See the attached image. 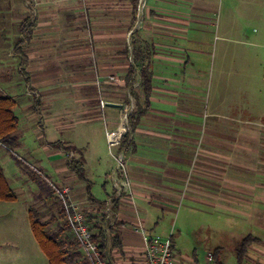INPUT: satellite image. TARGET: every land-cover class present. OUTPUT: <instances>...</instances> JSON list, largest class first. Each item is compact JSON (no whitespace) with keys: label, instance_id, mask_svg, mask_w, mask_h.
<instances>
[{"label":"crops","instance_id":"0c3cea01","mask_svg":"<svg viewBox=\"0 0 264 264\" xmlns=\"http://www.w3.org/2000/svg\"><path fill=\"white\" fill-rule=\"evenodd\" d=\"M9 1L14 12L10 19L5 16V0H0V39L15 26L17 41L23 20L33 24L21 45L25 57L17 53L16 41L0 44V54L6 51L13 63L12 69L0 59V94L16 101V130L22 122L27 125L37 147L33 152L15 133L14 148H23L32 161L43 164L50 179L57 180L49 183L59 205H26L24 230L19 233L6 232L1 224L0 264H10L6 258L12 256L3 254L6 238H21L33 252L12 264H39L37 256L40 264H48L30 227V207L38 209L47 230L67 250L66 264H88L64 216L61 188H67L66 198L78 203L90 225L104 229L113 264H144V240L133 230L137 225L149 235L171 237L175 264H214L210 252L217 247L207 254H177L173 234L160 230V221L175 211L184 189L189 199L205 206L219 200L218 205L232 214L231 222L251 221L252 232L245 229L242 237L251 234L258 241L249 246L252 252L244 264H264V122L228 111L210 112L204 119L199 79L192 69L204 50V36L220 27L213 18L217 8L225 9L226 33L237 29L228 20L230 11L250 12L247 6L264 0H141L138 23L137 15L133 21L131 0H31V6L25 0ZM139 4L140 0L137 9ZM132 39L149 52L147 106L138 77L127 76L133 63ZM132 91L143 111L127 140L110 145L106 131L123 128ZM106 143L111 149L101 153L99 146ZM66 151L72 156L66 157ZM11 154L0 143V164L9 184L4 161ZM118 154L123 156L122 170H117ZM72 162L81 164V177L70 167ZM114 182L120 185L119 196ZM102 189L105 195L97 197ZM17 201L18 197L0 200V206Z\"/></svg>","mask_w":264,"mask_h":264},{"label":"rangeland","instance_id":"374dc122","mask_svg":"<svg viewBox=\"0 0 264 264\" xmlns=\"http://www.w3.org/2000/svg\"><path fill=\"white\" fill-rule=\"evenodd\" d=\"M26 4L31 5L30 2ZM247 7L250 8V12L244 13L243 8H238L228 13V20L236 23L237 29L226 33L225 23L223 24L225 9L217 8L213 18L214 24L220 27L213 28L209 34L204 36V50L201 56L194 60L195 66L192 69L199 79L196 84L197 95L203 106L204 119L210 116V112L226 114L228 111L246 120H255L261 124L264 122V2ZM10 9V1L5 0V16L8 19L14 15ZM14 29L16 27L12 26L5 37L2 36L1 45L9 46L15 43ZM0 59L7 62L5 64L13 69V63L6 51L0 54ZM18 90L20 91L21 88ZM132 96L134 99L130 100V106L126 110L127 114L123 116L124 124L128 123L130 110L138 108L136 103L138 99L136 100L134 91H132ZM70 100L71 98L69 102ZM69 102L68 105H70ZM101 106L103 107L104 104ZM125 127L127 131L128 126L125 125ZM15 133L19 135V138H23L22 141L27 148L33 152L37 149L34 134L23 122ZM110 149L108 143L103 147L99 146L101 153L103 150L108 152ZM12 153L8 155L4 164L10 184L16 190L18 201L14 205L4 203V206H0V225L3 224L6 232L19 233L24 230L25 217L22 209L26 205L37 203L41 208L47 209L52 206L57 208L59 200L49 183L52 181L57 184V180L52 177L50 179L43 164L32 161L23 148H14ZM249 163L248 165H251V161ZM90 166L93 168L96 164L90 162ZM109 183L107 179V191L110 190ZM101 192V196L99 193L97 197L105 195L103 189ZM188 193L189 191L182 190L175 201V211L165 212V218L159 220L160 230L173 234L177 254H192L193 250L195 254H207L215 247H221L220 259L223 263L235 264L234 246L244 235L242 233H247L243 232L246 231L245 229L252 232L253 223L251 221L244 224L231 222L228 219H234L231 217L232 214L225 212L223 207L218 205L220 201L215 200V197L213 200L217 205L205 206L189 199ZM10 220L19 222L10 224L8 223ZM13 241L18 243L19 248L13 246L15 245ZM24 244L25 241L21 238L5 239L3 254L12 255L6 258L10 264L12 260L15 263L19 258L23 260L25 257L23 254H33L31 249L28 250L29 247ZM251 248H248L247 254H251ZM37 259L40 264V257L37 256ZM32 260H35V256L30 258L29 263H32Z\"/></svg>","mask_w":264,"mask_h":264},{"label":"trees","instance_id":"16d2710c","mask_svg":"<svg viewBox=\"0 0 264 264\" xmlns=\"http://www.w3.org/2000/svg\"><path fill=\"white\" fill-rule=\"evenodd\" d=\"M26 1V0H25ZM133 8V21L136 20L137 15V4L138 0H131ZM31 6V5H30ZM33 22L28 18L24 19L20 24L21 36L17 39L15 43V49L21 57H25L21 51V45L24 41V36L29 32ZM133 47V63L129 67L127 76L136 74L138 77V85L141 88L143 93V100L147 106V100L151 93V78L152 72L149 64V52L145 53L141 48L135 45V40L132 39ZM16 105V101L6 95L0 94V143L5 145L8 149L13 150L17 145L18 140L15 135V130L18 123V118L15 115L13 108ZM143 109L139 107L136 110H133L128 115V130L122 134L121 140L125 142L128 138L129 130L137 122V119L141 115ZM70 167L81 177L82 176V166L77 163H70ZM17 195L13 188L10 186L6 176L4 175L2 166L0 164V200L4 201H13L16 200ZM30 227L32 233L38 243V246L45 254L48 264H66L69 254L65 247L56 240L55 235L50 233L45 223L40 218V212L34 207H30L28 210ZM87 218V216H86ZM87 222L89 219L87 218ZM90 223V222H89ZM88 223V224H89ZM90 230L94 232L93 238L99 243L102 250V255L104 257H109L108 251V238L104 229L97 226V224L90 225ZM93 228H96L94 231ZM258 241L256 237L251 234L243 236L234 246L236 264H244L249 246ZM221 248H215L210 254L212 255L214 264H223L220 259ZM111 260V259H110ZM88 263V261H87ZM89 264V263H88Z\"/></svg>","mask_w":264,"mask_h":264},{"label":"built area","instance_id":"2783aa9c","mask_svg":"<svg viewBox=\"0 0 264 264\" xmlns=\"http://www.w3.org/2000/svg\"><path fill=\"white\" fill-rule=\"evenodd\" d=\"M29 2L30 0H26V3ZM110 79L115 80V77L110 76ZM103 104L104 102L101 101V105ZM125 131V124H123V128L106 131V139L108 143L110 145L119 143L121 136ZM65 156L70 157L72 156V153L66 151ZM116 162L117 170H122L124 165L122 154L117 155ZM113 184L116 188V195L119 196L121 194L120 185L116 182ZM66 192L67 188H61L58 190L62 202L63 213L88 263L113 264L108 257L102 255L99 243L93 238L94 232L90 230L85 213L79 207L77 202L66 198ZM133 230L144 240V264H175L174 247L171 237L160 238L156 235H149L141 225L134 226Z\"/></svg>","mask_w":264,"mask_h":264},{"label":"water","instance_id":"95a60500","mask_svg":"<svg viewBox=\"0 0 264 264\" xmlns=\"http://www.w3.org/2000/svg\"><path fill=\"white\" fill-rule=\"evenodd\" d=\"M141 6H142V4H141V0H140L139 9H138V14H137V23H138V21L141 19ZM137 23H136L135 26L133 27L132 31H134V30L136 29V25H137ZM125 125L128 126V123L126 122Z\"/></svg>","mask_w":264,"mask_h":264}]
</instances>
